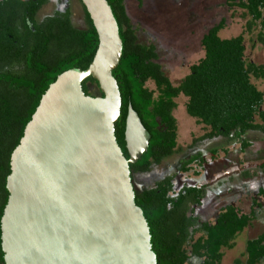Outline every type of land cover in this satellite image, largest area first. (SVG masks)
I'll return each instance as SVG.
<instances>
[{
  "label": "trees",
  "instance_id": "16d2710c",
  "mask_svg": "<svg viewBox=\"0 0 264 264\" xmlns=\"http://www.w3.org/2000/svg\"><path fill=\"white\" fill-rule=\"evenodd\" d=\"M118 23L123 42L122 58L113 71L122 99L121 113L115 123V137L123 155L129 159L125 128L129 106L138 114L150 134L148 151L130 165L134 184L136 174L149 173L153 166L175 154L178 122L174 115L176 99H186L188 116L209 129L201 141L218 138L239 141L245 153L251 144L248 133L264 135V91L253 82L264 79V65L248 61L245 34L259 25L257 42L264 44V0H226V5L243 11L249 18L243 33L222 38L225 22L213 26L202 38L204 57L191 66L189 74L175 86L164 74L154 45L137 42L126 12L125 0H107ZM141 2L142 0H138ZM50 0H3L0 3V264H4L1 219L9 198L7 179L11 174V156L19 146L43 95L57 78L70 70L87 71L96 55L99 39L86 8L85 28L73 25L70 6L38 20L41 9ZM151 81L156 91L147 88ZM91 87L98 91L91 92ZM86 96L100 95L98 82H82ZM228 154V150L221 149ZM220 153L210 151L212 160ZM208 160L201 154L184 161L181 172L200 176ZM258 169L264 174V162ZM245 178L252 177L248 172ZM174 176H166L152 187L137 191L135 203L143 211L151 234L157 264H222L224 251L236 246L237 238L257 218L262 209L264 189L253 203L256 209L244 213L236 205L224 207L218 218L203 222L196 213L206 196V185L183 186L175 191ZM244 262L264 263V233L246 242Z\"/></svg>",
  "mask_w": 264,
  "mask_h": 264
},
{
  "label": "water",
  "instance_id": "95a60500",
  "mask_svg": "<svg viewBox=\"0 0 264 264\" xmlns=\"http://www.w3.org/2000/svg\"><path fill=\"white\" fill-rule=\"evenodd\" d=\"M81 2L98 49L87 71L70 70L49 86L11 156L4 264H157L130 172L151 137L131 106L129 159L115 137L122 106L113 76L123 52L118 23L107 0ZM90 77L97 97L82 89Z\"/></svg>",
  "mask_w": 264,
  "mask_h": 264
},
{
  "label": "rangeland",
  "instance_id": "374dc122",
  "mask_svg": "<svg viewBox=\"0 0 264 264\" xmlns=\"http://www.w3.org/2000/svg\"><path fill=\"white\" fill-rule=\"evenodd\" d=\"M70 6L72 22L76 28H85L84 7L81 0H50L38 14V20L52 16ZM127 15L132 29L135 31L137 42L142 45H154L158 55V62L164 74L173 85H179L189 74L191 66L197 64L203 57L202 38L213 26L225 22L220 32L222 38H232L245 30L249 18H245L240 9H230L226 0H125ZM261 31L258 25L252 33L245 34V56L248 61L264 65V44L257 42V35ZM254 84L264 91V79L255 80ZM147 88L156 91L153 82L147 83ZM94 95L98 94L95 87H91ZM177 109L174 115L178 122L177 149L174 155L165 159L159 166H153L149 173L136 174L134 186L137 191L152 187L166 176H174L175 191L183 186L208 185L211 197L206 207L198 208L197 213L203 219L213 221L216 205L235 204L248 212L250 203L256 198L259 189H264V177L258 166L264 162V135L248 133L245 139L251 144L245 153L240 151L239 141L228 142L218 138L201 141L200 138L209 131L194 118L187 115L186 99L181 96L176 99ZM264 109V106H263ZM227 149L224 155L221 149ZM219 149L215 160L210 159V151ZM201 154L208 162L200 171V176L192 172H181V166L191 156ZM240 167L252 175L245 178L239 173L231 172ZM207 220V221H208ZM264 209L258 217V222L252 228L244 231L236 240L233 250L224 251L222 264H235V260L244 262L246 241L264 231ZM193 259L189 264H199Z\"/></svg>",
  "mask_w": 264,
  "mask_h": 264
},
{
  "label": "crops",
  "instance_id": "0c3cea01",
  "mask_svg": "<svg viewBox=\"0 0 264 264\" xmlns=\"http://www.w3.org/2000/svg\"><path fill=\"white\" fill-rule=\"evenodd\" d=\"M262 91V90H261ZM204 126V125H203ZM224 155H226V154H224ZM232 172L233 173H241V169H240V167L238 166V167H235V168H233V170H232ZM242 174V173H241ZM240 174V175H241ZM262 174V173H261ZM262 176L264 177V174H262ZM241 177H244V176H241ZM250 178H252V177H250ZM247 179H249V178H247ZM203 185H206V184H203ZM207 187H206V196H205V198H204V200L202 201V208H204V206L206 205V203H208V202H210V197H211V194H210V191H209V189H208V185H206ZM259 191V190H258ZM254 200V199H253ZM215 205H216V210H215V212H213V213H215V216H214V219H213V221H215L216 219H217V217L219 216V213H220V211L224 208V207H226V206H228V205H235V204H231V203H228V204H221L220 202H218V204L217 203H214ZM200 207V208H201ZM206 207V206H205ZM264 208V207H263ZM254 209H256V206L254 205V203H253V201L250 203V206H249V210H248V212H245V211H243L242 209V211L244 212V213H250L251 212V210H254ZM257 210V218H256V220L255 221H253L252 222V224L247 228V229H249V228H252L254 225H255V223H257L258 222V217H259V215H260V213H261V210L259 211V209H256ZM208 219L206 218V219H203L202 218V221L203 222H209V220L207 221ZM263 227H264V225H262ZM246 229V230H247ZM245 230V231H246ZM262 233H264V231H262L261 233H259V234H257L256 236H254V237H252L251 239H254V238H256L257 236H259L260 234H262ZM248 240H250V239H248ZM247 240V241H248ZM246 241V242H247ZM245 248H246V246H245ZM233 250V249H232ZM228 251H231V250H228ZM262 264H264V263H262Z\"/></svg>",
  "mask_w": 264,
  "mask_h": 264
},
{
  "label": "flooded vegetation",
  "instance_id": "af4514ba",
  "mask_svg": "<svg viewBox=\"0 0 264 264\" xmlns=\"http://www.w3.org/2000/svg\"><path fill=\"white\" fill-rule=\"evenodd\" d=\"M3 0H0V3L2 2ZM21 1H29V0H21ZM241 169V168H240ZM241 171H243L242 169H241ZM232 172V171H231ZM243 175V174H242ZM258 193V192H257ZM257 196V195H256ZM253 201V200H252ZM261 202H264V201H262L261 200ZM263 207H264V203H263ZM263 209L264 208H262V209H259V211L261 210V212L263 211ZM198 210V209H197ZM196 213H197V211H196ZM200 217V216H199ZM201 218V217H200ZM218 218V217H217ZM201 220H202V218H201Z\"/></svg>",
  "mask_w": 264,
  "mask_h": 264
},
{
  "label": "bare ground",
  "instance_id": "6f19581e",
  "mask_svg": "<svg viewBox=\"0 0 264 264\" xmlns=\"http://www.w3.org/2000/svg\"><path fill=\"white\" fill-rule=\"evenodd\" d=\"M69 77H70V80H74V76L70 75Z\"/></svg>",
  "mask_w": 264,
  "mask_h": 264
}]
</instances>
